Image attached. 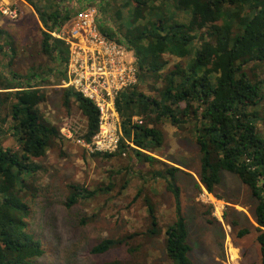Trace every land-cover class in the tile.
Listing matches in <instances>:
<instances>
[{
    "label": "trees",
    "instance_id": "obj_1",
    "mask_svg": "<svg viewBox=\"0 0 264 264\" xmlns=\"http://www.w3.org/2000/svg\"><path fill=\"white\" fill-rule=\"evenodd\" d=\"M26 1L43 25L41 51L49 66L25 75L0 71V264H37L45 254L41 241L28 230L25 199L37 193L32 179L40 167L34 158L45 156L53 140L62 138L40 107L48 98L49 77L64 79L69 60L68 46L51 32L85 6L97 7L103 34L128 46L139 76V83L116 101L123 131L118 149L93 155L113 157L132 150L141 160L164 164L155 176L166 179L175 211L174 222L165 230V252L175 264H194L182 190L176 181L181 168L151 154L163 145L159 122L189 127L202 154L199 179L205 188L215 193L222 171L236 174L250 188L257 201L253 216L264 264V136L256 110L264 101V0H116L117 8L105 0H79L76 9L70 0H45L41 6L37 0ZM2 33L0 29V38ZM166 53L183 62L168 67ZM145 85L150 86L148 92L141 88ZM62 88L63 105L70 109L76 102L86 118L80 138L91 142L99 129L97 107L72 88ZM135 116L145 118V124L134 121ZM8 132L19 148L1 142ZM68 188L70 207L112 187L91 189L70 183ZM147 206L152 221L147 231L105 238L91 251L102 254L117 246L137 251L140 246L131 240L159 232L154 207L150 202ZM99 264L123 263L112 259Z\"/></svg>",
    "mask_w": 264,
    "mask_h": 264
},
{
    "label": "rangeland",
    "instance_id": "obj_2",
    "mask_svg": "<svg viewBox=\"0 0 264 264\" xmlns=\"http://www.w3.org/2000/svg\"><path fill=\"white\" fill-rule=\"evenodd\" d=\"M17 1L18 19L0 14V71L8 76L13 71L25 75L33 68L41 72L49 66L41 51L43 25L39 15L28 1ZM37 1L40 6L46 4L45 0ZM70 1L72 8L81 3ZM114 1L105 0L109 7H119ZM165 58L168 67L183 62L170 53ZM62 83L63 79L49 77L48 98L40 106L62 138L53 140L45 156L34 158L40 167L32 179L37 193L34 198L25 199L28 230L45 248L37 264H99L112 259H120L123 264H175L165 252V230L175 220L174 197L167 189L166 179L155 176L156 171L165 168L164 164L141 160L132 150L113 157L94 156L77 141L85 132L87 121L76 102L70 109L63 105ZM141 88L148 92L150 86ZM256 110L259 132L264 136V101ZM137 117L142 120L138 123L145 124V118ZM157 127L163 131L164 141L151 154L181 168L176 181L182 190L193 263L261 264L259 231L253 216L257 201L250 188L236 174L222 171L220 184L215 193H210L199 179L202 154L191 129H179L167 121L159 122ZM67 129L73 131V138L64 135ZM1 142L19 148L9 132ZM70 183L91 189L108 185L112 188L69 207L66 202ZM148 201L159 223L157 234L138 235L131 240L132 245L140 246L134 253L127 246L102 254L91 251L105 238L147 231L152 222ZM244 229L248 232L241 234Z\"/></svg>",
    "mask_w": 264,
    "mask_h": 264
},
{
    "label": "built area",
    "instance_id": "obj_3",
    "mask_svg": "<svg viewBox=\"0 0 264 264\" xmlns=\"http://www.w3.org/2000/svg\"><path fill=\"white\" fill-rule=\"evenodd\" d=\"M0 14L18 19V1L0 0ZM51 33L69 48L66 77L60 86L80 93L92 101L99 112V129L92 141L83 138L77 141L92 153L115 152L123 136L116 101L123 91L139 83L132 52L127 45L102 33L95 6L78 9L70 22ZM134 121L142 123L137 116ZM64 135L68 138L74 136L70 129Z\"/></svg>",
    "mask_w": 264,
    "mask_h": 264
}]
</instances>
